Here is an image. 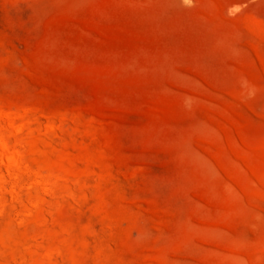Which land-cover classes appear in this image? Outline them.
I'll return each mask as SVG.
<instances>
[{"label": "rangeland", "instance_id": "1", "mask_svg": "<svg viewBox=\"0 0 264 264\" xmlns=\"http://www.w3.org/2000/svg\"><path fill=\"white\" fill-rule=\"evenodd\" d=\"M252 22L264 0H0V264H264Z\"/></svg>", "mask_w": 264, "mask_h": 264}, {"label": "bare ground", "instance_id": "2", "mask_svg": "<svg viewBox=\"0 0 264 264\" xmlns=\"http://www.w3.org/2000/svg\"><path fill=\"white\" fill-rule=\"evenodd\" d=\"M251 25L253 28H255L256 30H258L264 34V26H262L261 24H258L257 22H252ZM5 156H6L7 160H9V161H12L14 159L13 157L8 156L7 154Z\"/></svg>", "mask_w": 264, "mask_h": 264}]
</instances>
